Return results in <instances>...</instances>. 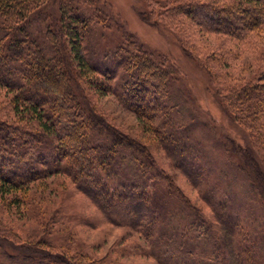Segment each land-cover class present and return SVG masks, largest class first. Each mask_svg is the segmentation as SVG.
<instances>
[{
	"label": "trees",
	"instance_id": "trees-1",
	"mask_svg": "<svg viewBox=\"0 0 264 264\" xmlns=\"http://www.w3.org/2000/svg\"><path fill=\"white\" fill-rule=\"evenodd\" d=\"M144 3L141 17L155 25L190 32L191 22L209 35L227 38L211 55L200 54L192 38L184 51L216 83L222 109L264 148V0ZM100 4L0 0V86L13 93L15 113L12 121L0 117V193L10 196L5 206H22L44 223L47 214L30 191L35 181L62 175L100 212L96 221L84 218L86 224L104 221L139 234L135 243L158 264H264V224L256 229L239 209L250 210L253 216L245 217L257 220L253 210L258 207L257 215L264 217L258 155L235 145L237 165L217 141L221 153L210 154L192 133L206 126L184 98L176 62L123 30L115 46L102 49L95 41L96 27L105 21ZM106 23L112 27L110 20ZM248 47L258 54L256 69L236 79L240 67L230 62ZM92 92L116 95L137 115L143 136L108 121L94 105ZM156 145L165 149L162 160L167 163L155 155ZM213 164L243 173L260 195L255 204L243 199L236 216L228 211L236 206L230 199L219 200L217 179L208 180L212 171L207 166ZM176 168L200 191L211 215L176 183ZM52 218L54 223L62 219ZM6 229L15 238L0 231V264L14 259L22 264H109L106 256L94 259L81 250L72 256L58 252L45 238L19 242Z\"/></svg>",
	"mask_w": 264,
	"mask_h": 264
},
{
	"label": "rangeland",
	"instance_id": "rangeland-1",
	"mask_svg": "<svg viewBox=\"0 0 264 264\" xmlns=\"http://www.w3.org/2000/svg\"><path fill=\"white\" fill-rule=\"evenodd\" d=\"M153 1L157 2V0ZM144 2L154 7L152 0H100V5L104 6L105 9L103 11L105 19L102 18L105 21L96 27L95 41L101 43L104 50L112 48L122 38L121 30H123L143 42L149 49L169 53L178 67L179 84L184 92V98L188 100L190 106L194 109L195 117L206 126V128H197L196 131L194 129L192 132L197 140L205 143V147L210 151V154L215 155L220 154L222 151L216 141L220 142V144L223 142L222 144L228 150L231 159L237 165H240L241 161L234 151L235 145L248 146L258 155L264 172V148L262 146L259 148L257 145L261 144L254 140L253 135L249 131L243 130L222 109L223 107L216 94V83L209 78L194 59L186 57L184 51L185 43L187 44L188 39L192 38L198 43H195L196 46L202 49L200 54L204 56L211 55L214 53L212 49L215 50L216 47H221L227 43V38L219 35H209L191 22L188 24L190 32L186 28L180 31L162 23L155 25V23L153 24L151 21L141 17L140 12L145 9ZM107 20H110L112 27L106 25ZM35 25L38 27V22ZM101 44H99L100 47ZM260 46L264 48L262 42ZM241 56L240 60L235 59L230 62L232 65L237 63V66L240 67L238 71H241L239 74L242 77H239L238 72L235 70L238 74L236 79L247 78L256 69L257 65L256 58H258V54L251 51V48L248 51H244ZM12 96V92L0 86V117L9 121L15 118ZM90 97L95 103L94 105L108 121L132 136L139 138L143 136L137 115L124 108L116 95L110 92L101 94L92 92ZM209 127L213 129L212 135ZM223 131L226 134H223ZM225 135L230 138L227 137L226 140ZM158 147L157 145L155 146L157 150L154 153L158 159L162 160L163 155H165V149ZM167 161L162 160L161 162L167 163ZM213 165L207 166V169L212 171V173L207 175L208 180L212 184L214 179H217L214 185L219 186L216 190L218 191L217 197L219 200L222 198L225 200L230 199V204L236 206V208H231L228 211H234L232 214L236 216L237 213L235 212L238 211L237 204H243V199L245 201L246 199L249 200L250 204H255L253 199H257L260 195L254 188H250V185H247L243 173L232 167L226 166L225 168L223 165ZM165 166L168 167L167 165ZM176 170L175 172L172 171V173L182 191L186 193L194 204L204 206L205 212L211 215L212 210L205 203L200 191L194 187V184L189 181L180 169L176 168ZM207 176L205 175L204 177L206 178ZM199 177L202 178V174ZM34 184V189L30 191V195L32 199L34 198L37 202H41L42 211L47 214L45 216L42 212L45 219L44 223H39L30 217L32 214H27L22 209V206L21 208H16L15 205L6 207L5 203L10 196L0 193V231L6 235L14 237L6 229L7 226L15 233L17 240H20L19 242L37 241L45 238L53 243L58 252H65L72 256L75 252L81 250L90 254L94 259L106 256V263L109 264H158L153 257H150L149 251L144 248L145 252L141 251L138 247V242L135 243L139 239V234H129L126 227L112 225L104 221L97 226L86 224L84 218L88 217L96 221L97 218L101 217L100 212L71 185V182L66 177L62 175L53 176L47 180H37ZM239 209L241 210V217L245 221L255 224L256 229L262 228L264 217L259 216L260 209L258 207L253 210V214L256 212L257 220L245 217L253 216L250 210L245 213L243 209ZM228 211L226 210V213ZM53 216L61 217L62 219L54 223L52 220L54 219L52 218ZM142 243L144 245L147 244L144 239H142ZM3 258L4 256L2 255ZM15 260L17 259L8 260L7 264H22Z\"/></svg>",
	"mask_w": 264,
	"mask_h": 264
}]
</instances>
